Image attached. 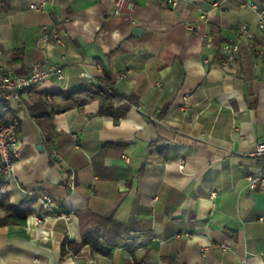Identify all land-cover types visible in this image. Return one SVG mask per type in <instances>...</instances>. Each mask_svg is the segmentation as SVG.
<instances>
[{
    "label": "crops",
    "instance_id": "obj_1",
    "mask_svg": "<svg viewBox=\"0 0 264 264\" xmlns=\"http://www.w3.org/2000/svg\"><path fill=\"white\" fill-rule=\"evenodd\" d=\"M44 1L45 10L30 7ZM115 1H0L1 64L64 69L34 101L52 94L68 104L65 93L90 85L84 71L98 81L107 70L118 93L135 96L119 119L101 115L98 100L57 112L49 134L28 108L7 194L52 216L0 226V264H264V183L247 179L262 165L254 151L264 138L262 38L250 3L264 0H132L131 14H114ZM44 26L65 42L42 45ZM207 34L240 42L229 67ZM87 212L115 221L111 256L89 244L62 254L66 237L82 242L83 222L94 228Z\"/></svg>",
    "mask_w": 264,
    "mask_h": 264
},
{
    "label": "built area",
    "instance_id": "obj_2",
    "mask_svg": "<svg viewBox=\"0 0 264 264\" xmlns=\"http://www.w3.org/2000/svg\"><path fill=\"white\" fill-rule=\"evenodd\" d=\"M170 6L177 7L179 0H165ZM47 2L44 1L40 4L31 3L30 7L37 10H45ZM218 3H214L217 5ZM252 7L257 8L259 14L258 28L261 33L262 45L255 47V52L264 58V7H260L255 3H250ZM136 4L132 0H116L113 9L114 14H131L135 10ZM205 17V15H202ZM187 29H193L191 24H185ZM245 26L241 28V33L244 32ZM51 41L55 43H64L65 39L57 30L50 26H44L42 29V36L40 42L42 45H47ZM206 44L212 49H216L215 38L209 34L206 35ZM240 42H225L221 46V52L224 55L223 65L229 67L234 63L240 52ZM83 74L88 78L91 86H99L92 74L84 71ZM55 76L59 80H64L65 73L61 64L47 63L45 61L35 62L29 72L16 73L9 70L7 66L0 62V97H6V100H12L15 103V110L20 111L21 117L24 119L28 115L29 105L34 102V96L37 94L39 85L48 81L51 77ZM48 98H51L48 95ZM7 127L0 130V191L8 193L11 182L14 176V170L17 160L21 156V149L19 145V137L16 136L12 140H3V131ZM76 137V134H74ZM54 138H51L53 143ZM254 154L261 157L262 165L255 173L247 176L251 187H256L259 183H264V138L258 141ZM183 166V165H182ZM70 182L73 186L75 183L74 175L70 176ZM42 205L49 209L52 202L50 194H44L41 198ZM2 212L0 211V216ZM30 218L37 223H43L45 219L51 217V214L44 213L40 210H35L30 214ZM206 247V246H204ZM228 249V246H224Z\"/></svg>",
    "mask_w": 264,
    "mask_h": 264
},
{
    "label": "trees",
    "instance_id": "obj_3",
    "mask_svg": "<svg viewBox=\"0 0 264 264\" xmlns=\"http://www.w3.org/2000/svg\"><path fill=\"white\" fill-rule=\"evenodd\" d=\"M2 7H6L9 0H0ZM217 56L223 63L224 55L221 52V46L224 41L216 40ZM20 50H15L14 54H17ZM99 86H91L85 88H79L74 91H70L64 94L68 104L57 106L48 99V95L42 94L39 98L29 105L30 112L35 116L39 125L49 133L53 129V117L55 113L67 110L72 106H82L90 101H99V113L101 115H111L115 119H119L128 113L132 104L135 101V96L120 94L114 88L113 75L105 70L104 74L98 78ZM55 93H53L54 95ZM49 100V101H48ZM13 115L12 109H10L9 103L6 101H0V117L7 121ZM0 226L8 224H25L29 214L33 212L31 202L29 200L23 201L19 205H14L10 202L7 193L0 191ZM86 218H90V222L94 224V228L86 229V223H82L83 240L81 243L71 241L66 237L62 242V254L66 255L69 252L78 253L81 248L87 244L91 245L95 250L100 253L111 256L112 254V241L108 232L115 228V221L112 217H105L91 212H87L84 215ZM103 228V232H99V229Z\"/></svg>",
    "mask_w": 264,
    "mask_h": 264
},
{
    "label": "bare ground",
    "instance_id": "obj_4",
    "mask_svg": "<svg viewBox=\"0 0 264 264\" xmlns=\"http://www.w3.org/2000/svg\"><path fill=\"white\" fill-rule=\"evenodd\" d=\"M49 100L51 98H48ZM48 100V101H49ZM0 101H6L9 103L10 109L15 110V103H12V100H6V97H0ZM23 118L21 117L20 111H13L12 117L7 121L0 117V130L3 127H7L3 131V140H12L18 136V130L20 128Z\"/></svg>",
    "mask_w": 264,
    "mask_h": 264
},
{
    "label": "water",
    "instance_id": "obj_5",
    "mask_svg": "<svg viewBox=\"0 0 264 264\" xmlns=\"http://www.w3.org/2000/svg\"><path fill=\"white\" fill-rule=\"evenodd\" d=\"M137 31H138V30H137ZM38 147H39L41 150H43V146H42V144H39Z\"/></svg>",
    "mask_w": 264,
    "mask_h": 264
}]
</instances>
